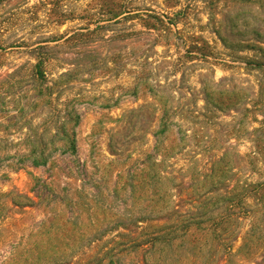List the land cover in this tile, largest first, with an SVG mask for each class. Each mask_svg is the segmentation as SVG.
I'll return each instance as SVG.
<instances>
[{
  "label": "rangeland",
  "instance_id": "374dc122",
  "mask_svg": "<svg viewBox=\"0 0 264 264\" xmlns=\"http://www.w3.org/2000/svg\"><path fill=\"white\" fill-rule=\"evenodd\" d=\"M261 181L264 0H0V264L19 243L67 251L52 264H210L231 243L264 264ZM157 225L176 232L151 245Z\"/></svg>",
  "mask_w": 264,
  "mask_h": 264
},
{
  "label": "trees",
  "instance_id": "16d2710c",
  "mask_svg": "<svg viewBox=\"0 0 264 264\" xmlns=\"http://www.w3.org/2000/svg\"><path fill=\"white\" fill-rule=\"evenodd\" d=\"M36 56L37 63L32 64L31 67H29V75L32 81L31 89L35 92H37V97L39 99L46 98V97H51V94L54 91L55 84L51 82L49 79V76L47 74L46 67L44 63L46 62V57L41 55L39 52L38 55ZM24 70L22 68L21 70L13 73L12 75H9V79H12L16 75L20 73V71ZM69 73H63L61 77H66L68 76ZM45 102L51 104L47 99H43ZM68 118L70 117L69 115L67 116ZM71 118V117H70ZM72 120H74V124H77L79 121V114L75 113L72 116ZM165 118L163 117V126L155 133V135L159 136L165 135L167 132V127L166 124L164 123ZM61 134H63V141H64V146L62 150L64 152H69L73 155L77 154V142H76V135H75V129L72 128L71 130H62ZM34 146V145H32ZM26 158L29 159L34 166H43L48 163V157L46 156V153L44 149H38L36 146L31 147L30 151L28 154H26ZM252 186V190L250 187ZM252 191L257 192L261 191V199L264 197V181L258 182V183H253L249 185V190H246V198L247 197H252ZM235 192H232L229 197L231 199L235 198ZM243 197V196H242ZM233 203H231V206H235L237 204V201L232 200ZM262 204H264V200L262 201ZM238 205V204H237ZM247 211V215H250L252 213V207L249 206V203L246 201V207H243ZM202 215V214H201ZM207 213H203V215L200 217H205L207 216ZM252 215V214H251ZM200 216V215H199ZM194 220L197 221V219L194 216ZM205 223V220H200L197 222V225ZM165 227V226H164ZM163 225H157L156 230L158 234L151 235L149 237V243L151 245L155 244L157 241L163 239V230H169L167 231V235L164 237H169L174 235L176 232V228L174 226H166L165 228ZM203 228V227H202ZM208 228V227H207ZM209 230V229H207ZM214 231V230H212ZM256 232V222L253 221L251 224V229L249 232H247V236L244 238V243L243 246L246 247L249 243V237L254 235ZM223 246L225 245L228 249L226 254L220 259V260H212L210 264H240L239 261L236 259L234 256L232 249H231V243H222ZM45 245V244H44ZM42 244H36V243H19L16 245L14 252L8 257V259L4 262V264H52L55 263L56 261H59L63 259V256L67 253V251H57L55 249L54 251H50L49 248H45V246ZM136 245V241H132L129 244L123 243L121 247H116V248H109L107 251H105V254L102 255L103 257H100V260L102 259L105 261L106 259H110L118 254H120L123 251L128 250L132 246Z\"/></svg>",
  "mask_w": 264,
  "mask_h": 264
}]
</instances>
